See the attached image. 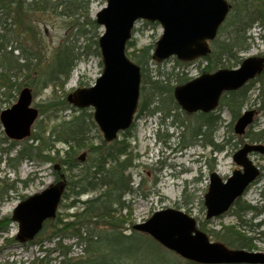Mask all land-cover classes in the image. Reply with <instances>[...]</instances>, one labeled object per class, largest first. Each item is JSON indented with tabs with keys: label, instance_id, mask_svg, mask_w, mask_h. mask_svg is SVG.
Segmentation results:
<instances>
[{
	"label": "trees",
	"instance_id": "obj_1",
	"mask_svg": "<svg viewBox=\"0 0 264 264\" xmlns=\"http://www.w3.org/2000/svg\"><path fill=\"white\" fill-rule=\"evenodd\" d=\"M228 2L232 10L230 16L220 27L217 38L212 41L210 54L202 58L206 62L204 73L226 68L225 63L218 68L220 63L218 57L226 58L228 68L236 67L235 63H239L235 61L237 53L249 47L246 41L248 29L254 23L264 28V0ZM89 3L90 0H0V106L10 104L15 100L16 94L24 88L31 92L32 89L38 86L42 88L48 83L56 82L57 79L63 83L79 56L74 51V45L64 40L65 42L56 47L47 58V64L43 65L45 47L40 24H44L46 17L49 16L63 21L64 28H69L70 31L67 33L68 37L73 32L85 34L84 25L98 27L94 20H87ZM80 19H84L85 22L80 23ZM259 37L264 41V32ZM95 44V55L100 57L97 41ZM130 46L131 43L128 42L126 48ZM153 48L154 44H151L138 49L136 53L134 51L128 54L141 70L139 113L144 112L149 116L156 113L164 114L177 108L173 90L191 79L186 75L179 76L173 71L168 73L158 71L151 77L145 65L151 61ZM259 57L264 58V55L260 54ZM176 63L182 64L178 61ZM263 78L264 67L245 87L222 96L220 105L229 111L232 121L239 117L241 108L250 101L247 91L253 82ZM65 107L73 110L67 104ZM40 114L43 115V112ZM198 117V126L191 134L193 138L202 134L201 128L207 126L206 123H209L210 127L212 125L211 130H214L220 122L217 117L206 114L200 113ZM92 129L98 132L92 120V113L86 114L85 110H77L69 120H61L48 132H43V129L40 130L37 126V131L23 144H19V149L13 157H9L11 148H0V157H5L7 166L11 169H15L24 161L38 165L58 164L59 171L52 172L55 181L59 180L60 174L65 175L66 185L59 208L63 201L72 198L70 203L64 205V209L76 210L64 215L66 221L57 213L54 219L44 223L38 236L46 233L48 227L51 228L47 240L58 238L56 248L59 249L58 255L63 257L60 264H140L145 261L148 264H197L175 256L150 237L132 230L134 224L130 220L131 211L123 201L124 195L132 192L131 174L128 171L135 166L136 159L128 142L129 137L131 138V128L120 133L122 138L111 143H105L98 135L97 145L91 144V139L88 138ZM262 133L263 131H256L254 134L244 135L243 138L250 142H258ZM0 142L6 143V139L2 138ZM60 144L65 147L61 149L62 156L61 150L57 148ZM210 145L215 147L216 151L224 148L223 145L213 142H210ZM81 150L86 153L83 162L78 160V152ZM5 192L4 188L0 187V197ZM91 193L94 197L80 200V197ZM126 208L127 212L122 215ZM254 211V206L242 199L236 200L232 207L238 221H242L243 217ZM8 223V220L0 219V232L6 231ZM244 223L206 231L204 223L200 222L199 228L228 248L253 250L256 248L253 245L255 238L249 233L254 232L242 228ZM90 225L104 229L95 236L94 232H90V228L88 230ZM126 230L130 233L126 234ZM65 237L75 239V246H84L83 257L68 258L71 246H63L60 242ZM142 252L148 255L145 256ZM38 262L48 264L45 259Z\"/></svg>",
	"mask_w": 264,
	"mask_h": 264
},
{
	"label": "rangeland",
	"instance_id": "obj_2",
	"mask_svg": "<svg viewBox=\"0 0 264 264\" xmlns=\"http://www.w3.org/2000/svg\"><path fill=\"white\" fill-rule=\"evenodd\" d=\"M104 6L105 0H90L87 20H94L95 14ZM79 22L84 23L85 21L80 19ZM63 24L62 20L49 16L46 17L44 24H40L45 47L42 64L46 65L47 58L52 55L56 47L65 41L74 45V51L79 58L74 62L75 65L69 76L64 81L62 80V84L57 79L56 82L48 83L42 88L38 86L31 90V106L37 109L38 117L30 129V135L37 131V126L40 130L43 129V132H48L61 120H69L73 112L78 109L70 106L66 97L78 88L93 85L102 72L101 59L95 55V41L98 40L102 29L97 24V28L84 25L85 34L81 32V34H74L73 32L68 37L69 28H64ZM263 32L264 28L258 23H254L248 29L246 41L249 47L247 50L237 53L235 61L239 63H235L236 67L229 69L238 68L243 59L264 55V41L259 37ZM161 34L162 29L157 23H149L144 20L136 21L129 41L131 46L126 48V54L134 51L136 53L142 47L155 44ZM211 48L212 44L210 43ZM217 59L220 60L218 68L222 67V63H225L224 67L228 68L226 58L218 57ZM205 66L206 62L202 58L187 64H177L175 58H169L159 64L150 61L145 65V68L151 77L158 71L165 73L173 71L179 76L186 75L193 78L198 77L205 70ZM18 94L19 92L10 104H2L0 112L14 104ZM247 94L250 101L241 108L240 114L244 110L254 111L252 124L247 128L245 135L263 131L261 140L258 142H250L248 139H244V136L235 135L233 126L236 119L232 121L229 111L221 105H218L210 113L213 114L212 117H217V120L220 121L216 128L211 130L202 126V134L193 138L191 134L193 129L198 126L199 113L186 114L177 105V108H173L167 113H160L161 117L149 116L144 112L139 113L138 104L130 130L131 138L129 137L128 140L132 152L136 155L135 166L128 172L131 174V181L139 184V187L137 191L132 187V192L124 195L123 198L125 205L129 206L128 209L131 211L130 220L133 224H141L149 219L155 211L165 209L181 210L187 213L196 219L199 226L200 222L204 223L206 231L219 230L222 226H236L240 222H245L242 228L254 232L249 233L255 238L253 245L256 248L252 251L264 253V154L258 152L248 154L252 164L259 168L260 174L238 198L254 206V213H250L243 217L242 221H238L232 212V206L221 216L206 220L205 207L203 206V198L207 192L209 176L212 172H216L225 180L234 171H242L241 167L234 163L232 157L244 143H256L264 146V78L253 82ZM66 104L74 111L65 107ZM41 112L43 115L40 114ZM85 113H92V110L85 109ZM98 135L101 136L99 131L96 132L93 129L89 131L88 138L91 139V144H98ZM2 138L6 139V143L0 142V148H11L9 157L14 156L19 149V144L28 140L18 142L8 140L0 125V139ZM118 138L120 139L122 136L119 135ZM154 139L157 144L154 143ZM210 142L223 145L224 148L221 151H216ZM57 148L61 150L65 147L60 144ZM181 149H184V152L179 155ZM62 154L63 150L60 151V156ZM83 154H85V159L86 153L83 150L78 152V156ZM30 163L24 161L18 164L15 169H11L7 166L5 157H0V187L4 188V192L7 190L0 197V219L9 221L6 231L0 232V264H40L38 261L41 259H45L48 264H60L63 259L58 255L59 249L56 248L58 238L47 240L50 227L47 228L46 233L36 236L31 242L20 245L15 240L10 241L17 233V224L11 220L14 208L33 194L43 191L55 181L51 164ZM91 197H94L93 193L80 197V200L84 201ZM71 201L72 198L63 201L58 209L63 221L67 220L64 219L67 212L73 213L76 210L64 209V205ZM126 212L127 208L122 211V215ZM89 228L90 232L95 233V236L104 229L96 227V225H90L88 230ZM129 233L130 231L126 230V234ZM211 240L215 241L212 237ZM74 241L75 239L66 237L60 241L63 246H71L68 254L69 259L84 256L82 250L84 246H75ZM142 254L148 255L145 252ZM152 257L157 258L154 255ZM140 264H148V262Z\"/></svg>",
	"mask_w": 264,
	"mask_h": 264
},
{
	"label": "water",
	"instance_id": "obj_3",
	"mask_svg": "<svg viewBox=\"0 0 264 264\" xmlns=\"http://www.w3.org/2000/svg\"><path fill=\"white\" fill-rule=\"evenodd\" d=\"M105 6L95 14V23L102 29L98 38L102 72L94 84L78 88L66 97L77 109L91 108L92 117L103 140L114 141L126 130L137 108L141 80L140 67L126 55V43L131 39L136 21L157 23L162 34L151 54L160 63L171 57L192 62L210 52L218 29L230 11L226 0H105ZM264 58H246L236 69H221L203 74L177 87L173 96L181 109L191 113L213 110L221 94L242 87L259 74ZM31 105V93L20 91L10 108L0 112V124L9 139L22 140L30 135V127L38 112ZM254 111L240 116L233 131L243 135L252 123ZM264 153V146L245 144L233 155V161L242 168L225 181L213 172L204 195L205 218H216L228 211L234 201L259 174L248 154ZM83 158V156H82ZM59 166H54L57 170ZM63 178V176L61 175ZM65 182L50 184L43 191L20 202L13 210L11 220L17 224L18 243L31 241L42 229L43 223L53 219L64 191ZM133 230L150 236L155 242L180 258L198 264H264V253L230 250L223 244L211 242L197 228L194 218L186 213L165 209L155 212L147 221L136 224Z\"/></svg>",
	"mask_w": 264,
	"mask_h": 264
},
{
	"label": "flooded vegetation",
	"instance_id": "obj_4",
	"mask_svg": "<svg viewBox=\"0 0 264 264\" xmlns=\"http://www.w3.org/2000/svg\"><path fill=\"white\" fill-rule=\"evenodd\" d=\"M195 113H197V112H195ZM195 113H188V112H186V114H189V115H191V114H195ZM201 112H199V114H200ZM211 112H208V113H201V114H206V115H208V116H211V115H213V114H210ZM208 124L209 123H206V125L207 126H205V127H207V129H211V127H212V125H211V127H210V125L208 126ZM203 134H205V133H203ZM79 160L81 161V162H83V161H85V159H84V157L82 158L81 156L79 157ZM55 171H59V169L58 170H55ZM66 185V184H65Z\"/></svg>",
	"mask_w": 264,
	"mask_h": 264
},
{
	"label": "bare ground",
	"instance_id": "obj_5",
	"mask_svg": "<svg viewBox=\"0 0 264 264\" xmlns=\"http://www.w3.org/2000/svg\"><path fill=\"white\" fill-rule=\"evenodd\" d=\"M167 119V118H166ZM173 127V126H172ZM210 140V139H209Z\"/></svg>",
	"mask_w": 264,
	"mask_h": 264
}]
</instances>
